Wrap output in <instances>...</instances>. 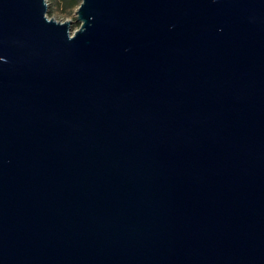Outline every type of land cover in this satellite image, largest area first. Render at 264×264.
<instances>
[{
	"label": "water",
	"instance_id": "1",
	"mask_svg": "<svg viewBox=\"0 0 264 264\" xmlns=\"http://www.w3.org/2000/svg\"><path fill=\"white\" fill-rule=\"evenodd\" d=\"M0 0V264H264V0Z\"/></svg>",
	"mask_w": 264,
	"mask_h": 264
},
{
	"label": "rangeland",
	"instance_id": "2",
	"mask_svg": "<svg viewBox=\"0 0 264 264\" xmlns=\"http://www.w3.org/2000/svg\"><path fill=\"white\" fill-rule=\"evenodd\" d=\"M49 9L48 15L60 22L72 21V30H76L80 27V23L76 18L77 7L70 8L67 6L65 0H47Z\"/></svg>",
	"mask_w": 264,
	"mask_h": 264
},
{
	"label": "trees",
	"instance_id": "3",
	"mask_svg": "<svg viewBox=\"0 0 264 264\" xmlns=\"http://www.w3.org/2000/svg\"><path fill=\"white\" fill-rule=\"evenodd\" d=\"M67 6H69L70 8H74V7H79V5L81 4V0H65Z\"/></svg>",
	"mask_w": 264,
	"mask_h": 264
}]
</instances>
